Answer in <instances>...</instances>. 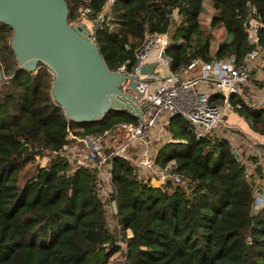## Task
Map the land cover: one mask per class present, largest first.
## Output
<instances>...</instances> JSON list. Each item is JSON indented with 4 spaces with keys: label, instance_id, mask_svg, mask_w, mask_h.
Instances as JSON below:
<instances>
[{
    "label": "trees",
    "instance_id": "16d2710c",
    "mask_svg": "<svg viewBox=\"0 0 264 264\" xmlns=\"http://www.w3.org/2000/svg\"><path fill=\"white\" fill-rule=\"evenodd\" d=\"M66 1L72 23L84 0ZM108 1L92 0L93 13H101ZM206 2L214 10L209 28L201 22ZM252 7L264 24V0H117L113 24L122 29L118 35L109 28L99 31L96 45L111 71L128 59L133 66L148 34L171 35L168 54L179 76L194 59L234 56L242 63L252 48L246 32ZM174 10L178 18L172 17ZM218 27L225 38L213 52ZM12 34L0 23V264H109L119 250L128 264H264V204L256 211L263 189L229 141L198 139L181 117L172 120V142L158 158L162 168L173 163L171 171L181 184L168 181L153 188L129 162L113 161L109 201L117 205L113 219L126 237L120 248L99 196L97 172L80 168L73 173L69 162L58 158L41 167L36 156L69 144L70 132L110 133L137 118L114 110L94 123L70 122L52 98L50 70L43 65L35 72L19 69ZM223 102L222 96L216 100ZM231 103L251 131L264 138V109L239 95Z\"/></svg>",
    "mask_w": 264,
    "mask_h": 264
},
{
    "label": "built area",
    "instance_id": "2783aa9c",
    "mask_svg": "<svg viewBox=\"0 0 264 264\" xmlns=\"http://www.w3.org/2000/svg\"><path fill=\"white\" fill-rule=\"evenodd\" d=\"M116 2L109 0L105 9L95 14L91 7L92 0H84L78 18L70 24L78 26L85 24L84 18L89 19L91 24L85 26L90 40L95 44L98 32L105 28L118 35L122 26L113 24L111 11ZM172 17L178 18L177 10L173 11ZM246 32L252 48L242 63H237L234 56L212 62L194 59L186 70L189 74L186 79L172 70V58L168 54L172 44L171 35H146L136 51L135 64L132 66V61L128 59L117 70L137 81L136 94L140 96L141 118L132 114L137 118V123H119L110 133L76 135L70 132L69 144L56 150L42 151L36 156L37 164L41 167L58 158L68 161L73 173L80 168L97 172L99 196L111 219L112 236L120 248H124L121 241L124 230L113 219L117 215L116 203L109 201L113 190L112 167L115 158L129 162L139 178L153 188L160 189L168 181L181 184L182 179L171 171L173 163L165 168L158 164L160 152L166 145L164 140L176 117L187 120L198 139L215 138V134L232 138L241 132L237 137L243 144L255 145L254 137L243 134L238 126L229 124L224 118L226 111L233 109L231 98L234 95L249 101L244 88L249 86L254 66L257 64L264 69V24L256 7L251 8ZM147 65L155 66L153 74H142L141 69ZM196 74L199 77H195ZM219 96L223 97V104L216 103ZM262 193L261 198H257L256 208L263 207L264 191Z\"/></svg>",
    "mask_w": 264,
    "mask_h": 264
},
{
    "label": "water",
    "instance_id": "95a60500",
    "mask_svg": "<svg viewBox=\"0 0 264 264\" xmlns=\"http://www.w3.org/2000/svg\"><path fill=\"white\" fill-rule=\"evenodd\" d=\"M69 14L66 0H0V23L13 30L10 46L19 69L35 72L43 65L50 70L52 98L70 122L94 123L114 110L141 118L137 81L111 71L85 24L72 26ZM154 68L147 65L141 72L153 74Z\"/></svg>",
    "mask_w": 264,
    "mask_h": 264
},
{
    "label": "rangeland",
    "instance_id": "374dc122",
    "mask_svg": "<svg viewBox=\"0 0 264 264\" xmlns=\"http://www.w3.org/2000/svg\"><path fill=\"white\" fill-rule=\"evenodd\" d=\"M205 8H206V11L201 16V22L204 25V27L209 28L211 16L213 15L214 10L209 2L205 3ZM83 22L85 23V25H88V26L91 24V21L86 18L83 19ZM212 36H213L212 51L215 52L216 47L225 38V31L224 29L218 27L213 30ZM263 79H264V73L259 74V73H256V71L254 70L252 73V78L249 83V86H246L244 88V94L246 96H249L248 102L254 106H261L263 104L262 97H261V94H264ZM170 132L171 131H169L168 135H166V138L164 140V143L166 145L169 144V140L171 138ZM218 135L215 134L214 137L218 139L224 138L233 144L234 152L238 153V157L240 161L245 164L248 174L254 176L253 180H255L257 188L259 190L263 189L264 191V139H259L258 137H254L251 135L252 137H254L253 140L255 141V145L251 146L248 144H243L240 137H237L241 135V132H237L235 137L231 136L232 138H228L226 136H218ZM155 150L157 149L155 148ZM258 168L260 169L258 170ZM263 191L260 190L257 193V198L259 199L261 198ZM261 208L262 207L258 206L256 208V211L261 210ZM124 238L126 237L123 236L121 241L125 246L126 239ZM109 264H128L124 256V251L119 250L118 252L114 253L112 257L110 258Z\"/></svg>",
    "mask_w": 264,
    "mask_h": 264
},
{
    "label": "crops",
    "instance_id": "0c3cea01",
    "mask_svg": "<svg viewBox=\"0 0 264 264\" xmlns=\"http://www.w3.org/2000/svg\"><path fill=\"white\" fill-rule=\"evenodd\" d=\"M216 49H217V47H216ZM254 70L256 71V73H259V74H263L264 73V69L262 70L257 64L254 66ZM188 76H189V74H187L186 71H185L184 74L181 75L180 77L186 79V77H188ZM195 77H199V74L198 75L196 74ZM261 97H262L263 104L261 106H257V107L263 109V106H264V94H261ZM247 98H249V96H247ZM224 118L229 124H232L234 126H238L242 130L243 134H249V135H252L254 137H258L259 139H264L262 136L255 135L251 131L249 125L245 122V120L242 117H240L238 114L235 113L234 109L227 110L226 113H225Z\"/></svg>",
    "mask_w": 264,
    "mask_h": 264
}]
</instances>
